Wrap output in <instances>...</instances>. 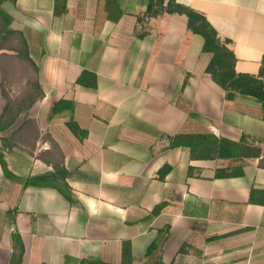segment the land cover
<instances>
[{"label":"crops","instance_id":"crops-1","mask_svg":"<svg viewBox=\"0 0 264 264\" xmlns=\"http://www.w3.org/2000/svg\"><path fill=\"white\" fill-rule=\"evenodd\" d=\"M177 1L232 42L237 72L258 73L264 0ZM5 3L42 95L12 121L0 90V264L13 234L21 264H122L124 244L132 264H264V205L248 201L264 191L259 159H191L171 145L179 134L245 135L264 156L260 104L225 99L187 18H147L144 0H121L117 22L103 0ZM83 71L95 88L77 83ZM237 165L241 175L216 176Z\"/></svg>","mask_w":264,"mask_h":264},{"label":"trees","instance_id":"trees-1","mask_svg":"<svg viewBox=\"0 0 264 264\" xmlns=\"http://www.w3.org/2000/svg\"><path fill=\"white\" fill-rule=\"evenodd\" d=\"M7 1L0 0V59H12L11 53H15L18 58L24 60L29 65L31 70V77L27 79L25 94L19 100L14 101L3 84V81L6 80L4 73L8 71V64L5 65V68L0 65V90L7 99L3 115L6 113L7 115L12 114L13 121L15 117L21 112L27 111L34 101L41 97L42 91L36 82L37 67L29 57L27 42L23 34L19 30L10 28L12 16L2 6ZM103 1L107 19L117 22L126 13L121 7V0ZM144 1L145 10L143 16L147 18L157 17L166 13L184 15L187 18V29L194 34L200 35L203 39L201 51L211 55L205 72L223 89L225 99L233 100L237 95L254 98L262 108V117L264 119V56L257 74L237 72L235 70L237 59L233 52L232 42L227 38H222L202 12L179 3L177 0ZM9 67L11 68L10 64ZM90 78L93 80L91 87L95 88V75L87 71L81 73L77 79V83L88 86ZM64 103V101L57 102L53 106L52 111L55 112ZM67 106L71 114L67 121V126L74 134H77L79 127L72 118V104L67 103ZM171 145L173 147H187L191 159H226L237 162L252 157L258 158L259 166L264 168V156H262L260 147L249 142L248 137L245 135L241 136L238 141H234L225 137H217L214 134H179L173 136ZM0 164L3 169H6V163L1 154ZM241 174V166L237 165L218 170L216 176L230 177ZM263 196L264 191L251 188L248 201L252 204L264 205ZM12 240L13 249L9 264H21L24 251L22 242L17 234H13ZM180 251L183 252L184 248L181 247ZM122 253V264H132L130 247L127 244L123 245ZM156 264H161V262H157Z\"/></svg>","mask_w":264,"mask_h":264},{"label":"rangeland","instance_id":"rangeland-1","mask_svg":"<svg viewBox=\"0 0 264 264\" xmlns=\"http://www.w3.org/2000/svg\"><path fill=\"white\" fill-rule=\"evenodd\" d=\"M2 6L6 10L9 5L4 2ZM11 54L13 58L0 59V65L5 68V65L8 64V71L4 73L6 75V80L3 81V84L11 98H13L12 100L17 101L27 90V79H30L31 77V70L29 65L24 60L18 58L15 53ZM9 64L11 65V68L9 67ZM139 264L156 263L145 262Z\"/></svg>","mask_w":264,"mask_h":264}]
</instances>
